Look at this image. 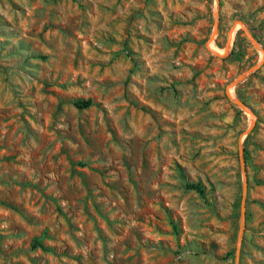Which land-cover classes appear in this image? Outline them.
Segmentation results:
<instances>
[{"label":"rangeland","instance_id":"rangeland-1","mask_svg":"<svg viewBox=\"0 0 264 264\" xmlns=\"http://www.w3.org/2000/svg\"><path fill=\"white\" fill-rule=\"evenodd\" d=\"M0 264H264V0H0Z\"/></svg>","mask_w":264,"mask_h":264},{"label":"trees","instance_id":"trees-1","mask_svg":"<svg viewBox=\"0 0 264 264\" xmlns=\"http://www.w3.org/2000/svg\"><path fill=\"white\" fill-rule=\"evenodd\" d=\"M92 105V102L89 100V101H84V102H76L75 103V106L78 108V109H86L88 107H90ZM188 188L189 189H192V190H196L197 192H200V193H203L202 189H201V186L199 184H191V185H188ZM35 245L37 246H40L41 243L39 240H37L35 242Z\"/></svg>","mask_w":264,"mask_h":264},{"label":"water","instance_id":"water-1","mask_svg":"<svg viewBox=\"0 0 264 264\" xmlns=\"http://www.w3.org/2000/svg\"><path fill=\"white\" fill-rule=\"evenodd\" d=\"M236 103L239 104L240 106H243V104L239 103L238 101H236ZM242 165L244 167V160H243V158H242Z\"/></svg>","mask_w":264,"mask_h":264}]
</instances>
